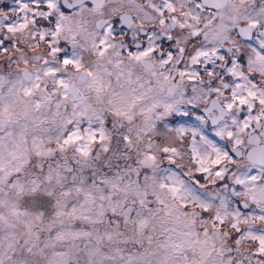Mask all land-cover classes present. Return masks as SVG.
<instances>
[{"label": "snow or ice", "instance_id": "obj_1", "mask_svg": "<svg viewBox=\"0 0 264 264\" xmlns=\"http://www.w3.org/2000/svg\"><path fill=\"white\" fill-rule=\"evenodd\" d=\"M0 264H264V0H0Z\"/></svg>", "mask_w": 264, "mask_h": 264}]
</instances>
